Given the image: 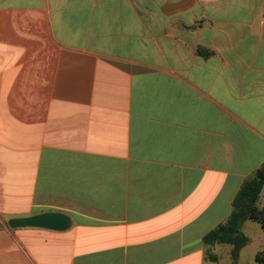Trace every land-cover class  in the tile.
<instances>
[{
    "label": "crops",
    "instance_id": "1",
    "mask_svg": "<svg viewBox=\"0 0 264 264\" xmlns=\"http://www.w3.org/2000/svg\"><path fill=\"white\" fill-rule=\"evenodd\" d=\"M263 164L264 0H0V264H232Z\"/></svg>",
    "mask_w": 264,
    "mask_h": 264
},
{
    "label": "trees",
    "instance_id": "2",
    "mask_svg": "<svg viewBox=\"0 0 264 264\" xmlns=\"http://www.w3.org/2000/svg\"><path fill=\"white\" fill-rule=\"evenodd\" d=\"M263 185L264 164L255 171L253 176L242 183L233 199L232 211L226 221L203 237L205 244H231L230 257L232 264L236 263L240 249L248 241V238L240 230L243 222L245 220L256 221L264 230V203L261 206L257 205ZM255 259L264 262V250L257 252Z\"/></svg>",
    "mask_w": 264,
    "mask_h": 264
},
{
    "label": "water",
    "instance_id": "3",
    "mask_svg": "<svg viewBox=\"0 0 264 264\" xmlns=\"http://www.w3.org/2000/svg\"><path fill=\"white\" fill-rule=\"evenodd\" d=\"M8 224L13 228L32 226L60 231L66 229L70 225V218L62 212L48 211L28 217L11 218Z\"/></svg>",
    "mask_w": 264,
    "mask_h": 264
},
{
    "label": "rangeland",
    "instance_id": "4",
    "mask_svg": "<svg viewBox=\"0 0 264 264\" xmlns=\"http://www.w3.org/2000/svg\"><path fill=\"white\" fill-rule=\"evenodd\" d=\"M264 201V188L262 190L261 196H260V200H259V205H261Z\"/></svg>",
    "mask_w": 264,
    "mask_h": 264
}]
</instances>
